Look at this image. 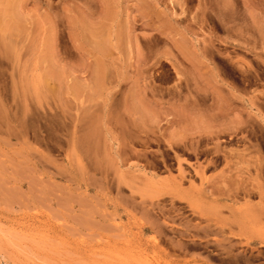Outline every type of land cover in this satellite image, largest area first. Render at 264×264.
Returning <instances> with one entry per match:
<instances>
[{"label": "rangeland", "instance_id": "1", "mask_svg": "<svg viewBox=\"0 0 264 264\" xmlns=\"http://www.w3.org/2000/svg\"><path fill=\"white\" fill-rule=\"evenodd\" d=\"M0 264H264V0H0Z\"/></svg>", "mask_w": 264, "mask_h": 264}, {"label": "bare ground", "instance_id": "2", "mask_svg": "<svg viewBox=\"0 0 264 264\" xmlns=\"http://www.w3.org/2000/svg\"><path fill=\"white\" fill-rule=\"evenodd\" d=\"M4 22V21H3ZM11 24V23H10ZM5 25V24H4ZM9 25V24H8ZM3 121V120H2ZM181 141V140H180ZM181 145V146H180ZM180 145H178V146H180L181 148H186V146H185V144L184 143H182V144H180ZM196 148V147H195ZM196 151V150H195ZM178 160H179V165L181 166V164H180V159L179 158H177ZM179 172H180V174H181V177L183 176V175H185V174H183L184 172H186V171H184V169L183 168H180V170H179ZM199 172H202V169H200L199 170ZM17 173V172H16ZM22 176V175H21Z\"/></svg>", "mask_w": 264, "mask_h": 264}]
</instances>
